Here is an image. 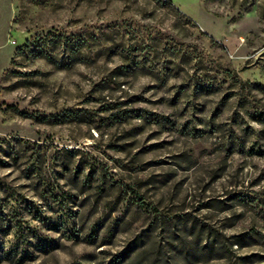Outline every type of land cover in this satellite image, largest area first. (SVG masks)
<instances>
[{
	"label": "rangeland",
	"instance_id": "obj_1",
	"mask_svg": "<svg viewBox=\"0 0 264 264\" xmlns=\"http://www.w3.org/2000/svg\"><path fill=\"white\" fill-rule=\"evenodd\" d=\"M163 1L0 0V264H264V0Z\"/></svg>",
	"mask_w": 264,
	"mask_h": 264
},
{
	"label": "trees",
	"instance_id": "obj_2",
	"mask_svg": "<svg viewBox=\"0 0 264 264\" xmlns=\"http://www.w3.org/2000/svg\"><path fill=\"white\" fill-rule=\"evenodd\" d=\"M163 3L169 4L170 7H172V9L177 14H181V11L177 7H175L170 0H164ZM186 18L189 19L188 17H186ZM253 116H256V117H254L255 120H257L258 122L264 124V112H259V113H257L256 115H253Z\"/></svg>",
	"mask_w": 264,
	"mask_h": 264
}]
</instances>
